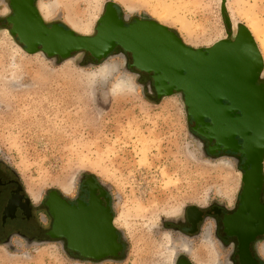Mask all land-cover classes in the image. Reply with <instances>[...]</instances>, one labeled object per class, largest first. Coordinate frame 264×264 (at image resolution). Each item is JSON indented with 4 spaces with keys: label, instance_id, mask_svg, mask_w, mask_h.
<instances>
[{
    "label": "rangeland",
    "instance_id": "rangeland-1",
    "mask_svg": "<svg viewBox=\"0 0 264 264\" xmlns=\"http://www.w3.org/2000/svg\"><path fill=\"white\" fill-rule=\"evenodd\" d=\"M44 1L53 6L48 25L71 28L68 24L86 23L91 36L107 3L118 8L126 23L143 19L162 24L192 48H205L225 39L226 31L236 32L235 26L232 30L224 26L221 0ZM240 9L261 26L253 38L264 61L260 48L264 42V0H242ZM8 12L7 2L0 0V19ZM234 20L235 24L247 21L240 12ZM3 29L0 164L11 170L26 192L39 194V201L31 202L35 207L44 204L51 191L61 195L63 185L72 187L70 195L64 196L72 199L87 176L105 186L116 217L123 219L117 228L127 250L120 261L102 264H168L172 256L161 247L164 222L178 219L189 207L232 204L241 186V173L229 158L202 155L189 132L192 124L179 96L156 98L134 83V91L113 97L108 94V77L126 74L122 59L113 57L86 66L91 62L86 56L80 67L74 60L54 65L40 54L27 55ZM105 61L117 63V70L90 84L88 73ZM225 160L231 162V169ZM226 198L231 199L230 205ZM121 213L123 217H119ZM39 217L46 225L45 215ZM171 236L173 245L185 239ZM191 249L203 258V238H195ZM182 255L177 253V257ZM0 264L78 263L64 254L58 242H30L14 246L12 251L0 248Z\"/></svg>",
    "mask_w": 264,
    "mask_h": 264
},
{
    "label": "water",
    "instance_id": "water-1",
    "mask_svg": "<svg viewBox=\"0 0 264 264\" xmlns=\"http://www.w3.org/2000/svg\"><path fill=\"white\" fill-rule=\"evenodd\" d=\"M34 2L11 0L14 17L7 23L13 27L3 29L14 42L18 38L16 44L27 55L40 54L54 65L74 60L79 67L86 56L91 59L86 66L121 58L123 70L136 77L126 66L123 52L129 53L131 68L153 73L158 98L179 96L187 117L194 121L193 131L214 142L209 148L211 154L228 151L245 159L241 199L244 209L251 210L253 200L257 201L256 189L264 179V61L245 25L236 23L235 34L226 31L225 39L198 49L187 46L174 31L151 20L134 19L126 26V17H119L113 3L105 5L94 34L84 36L58 23L48 26ZM220 15L225 28L232 30L226 0L220 2ZM117 48L123 52L114 53ZM134 83L138 85L137 77ZM193 139L207 157L200 139ZM85 185L90 188V205L80 207V211L69 206L66 197L57 191L48 194L45 205L53 220L48 236L65 239L67 248L78 250L84 258L89 257L91 243L108 239L111 246L104 256L116 257L114 218L108 209H98L93 180ZM102 215L105 218H100ZM225 226L231 229L229 223ZM254 236L251 233L240 241V255L246 261L250 260L248 247Z\"/></svg>",
    "mask_w": 264,
    "mask_h": 264
},
{
    "label": "flooded vegetation",
    "instance_id": "flooded-vegetation-1",
    "mask_svg": "<svg viewBox=\"0 0 264 264\" xmlns=\"http://www.w3.org/2000/svg\"><path fill=\"white\" fill-rule=\"evenodd\" d=\"M9 9L6 18L0 19V28L5 27L11 30L13 25L7 23V19L14 17V11L10 7L11 0H5ZM39 0H35L34 4L37 5ZM120 18L121 15L116 6H114ZM132 22L125 23L127 26ZM52 24L48 25L51 26ZM60 25V24H59ZM61 26V25H60ZM64 27V26H62ZM65 28V27H64ZM67 29V28H65ZM18 42V38L16 37ZM117 48L115 52H121ZM123 52V51H122ZM127 58V68L130 72L137 76L138 84L143 91L148 95L158 97L156 87L154 84L153 73L141 72L135 68H131L132 58L129 53L123 52ZM89 59V57H86ZM188 122L192 124L189 132L195 137H198L203 143L206 154L209 158H231L235 163L236 169L245 175L243 166L245 159L239 153L215 151L214 154L209 152V148L214 147V142H209L205 138L197 135L193 128L195 127L192 118H188ZM208 123V120H205ZM240 145L241 141L236 139ZM250 170V166L247 167ZM92 179L96 188L94 189V198H97L99 206L98 209L105 211L108 209L112 218L116 217L115 211L112 206V199L108 189L103 186L94 177H85L82 180V185L72 199L64 198L69 206L76 211H80V207H89L90 205V188L85 183ZM244 185L241 183L240 189L235 195L230 206L218 203L211 204L208 208H194L189 207L185 209L182 215L176 217L178 219L164 222L162 228L169 230L172 234L185 238L190 237L188 240L191 243L195 238L202 237L206 230H209L211 239L215 242L221 262L219 264H264V256L261 254L260 249L264 246V179L257 188V201L253 200L251 210H245L242 204L241 195ZM26 191L21 186L16 176L8 168L0 164V248L5 251L14 250V246L21 247L29 244L30 242H58L62 245L64 252L73 262L88 263V264H102L106 262H118L126 255L127 243L120 232L115 226V240L113 243L116 248L117 256L110 257L104 256L111 246L108 239H103L100 243H91L89 257L84 258L78 250H69L67 248V241L65 239L53 240L48 236L51 230L53 220L48 214L47 207L44 204L40 206H33L32 201L26 195ZM50 193V192H49ZM48 193V194H49ZM255 196V195H254ZM48 195L46 197V200ZM43 213L47 218V224L43 225L39 220L40 214ZM100 218H105L102 215ZM229 223L231 229H228L225 224ZM254 234V239L250 242L248 250L250 260L246 261L240 255V241L242 238ZM104 256V257H102ZM187 262L192 264L191 260L183 254L178 257L175 264Z\"/></svg>",
    "mask_w": 264,
    "mask_h": 264
},
{
    "label": "bare ground",
    "instance_id": "bare-ground-1",
    "mask_svg": "<svg viewBox=\"0 0 264 264\" xmlns=\"http://www.w3.org/2000/svg\"><path fill=\"white\" fill-rule=\"evenodd\" d=\"M226 1H227L228 14H230L229 16H230V19L232 22V27L235 26L234 15L236 13L240 12L247 20L246 22L243 21V24L246 26V28L250 31V33L252 34L253 37L258 36L260 31H261V28H260L261 26L258 24V22L254 18L250 17V15H249L250 13L248 11L243 12L240 9V5L242 3V0H226ZM37 7H38V10H39L40 15L43 18V20L45 22H48L52 17L51 15H52V11H53L52 10L53 6L50 4H47L44 0H39ZM68 26H70L76 33H78L80 35L91 36V34H92L91 33L92 30H91V27L89 24L84 23V24H81L80 26L68 24ZM219 40H222V39H218L216 42H218ZM213 44L212 43L208 44L205 46V48H209ZM189 46H192V45L189 44ZM260 48L262 51H264V42H261ZM117 68H118L117 63L108 64L107 72L105 73L103 78H105L110 72L117 70ZM136 77H134V80H129V86L133 87L134 89H135L134 81L136 80L135 79ZM125 78L127 79V77H125ZM225 161H226L225 164L231 169V167H232L231 162L229 160H225ZM235 179L238 180L237 174H235ZM71 188L72 187L70 185H63L60 190L64 196H69L70 192H71ZM27 194H28V197L30 198V200L32 201L33 204H35L39 201L40 196L37 192L27 190ZM230 202H231V199L226 198V203L228 205H230ZM123 215L124 214L121 213L119 217H123ZM122 221H123L122 218L117 217V218H115L114 225L116 227H121ZM180 244L181 245L188 244V246L190 248V252L188 254H185V255L191 260L192 264H219L221 262L219 259V253H218V250L216 248L215 242L213 241V239H211L208 229L206 230V232L203 235V245L206 248L205 249L206 251L204 254L205 256H203V258L196 255V253L191 249V244L189 242H187L185 239H181ZM168 251L170 252V254L172 256L171 251L169 249H168ZM260 251H261V254L264 256V246H262ZM42 255L43 254H40V256H42ZM26 256H27V254H24V257H26Z\"/></svg>",
    "mask_w": 264,
    "mask_h": 264
},
{
    "label": "clouds",
    "instance_id": "clouds-1",
    "mask_svg": "<svg viewBox=\"0 0 264 264\" xmlns=\"http://www.w3.org/2000/svg\"><path fill=\"white\" fill-rule=\"evenodd\" d=\"M108 61L105 63L95 66L91 72L88 73V80L90 84H93L97 79L103 77L107 72ZM127 77V79L125 78ZM108 80H111V84L108 88V94L115 97L121 95L125 92H132L134 88L129 86V80H134L133 74H113L108 77ZM163 243L161 244L162 248H167L172 253V260L168 262V264H175V260L178 258L177 253L180 254H188L190 252V248L188 244L181 245L179 241L173 245L171 232L169 230H165L161 237ZM186 240H190V237H185Z\"/></svg>",
    "mask_w": 264,
    "mask_h": 264
}]
</instances>
